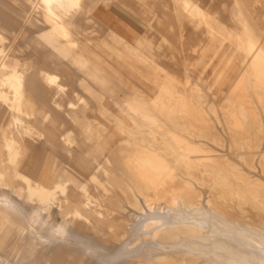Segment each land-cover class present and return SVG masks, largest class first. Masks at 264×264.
Instances as JSON below:
<instances>
[{
  "label": "rangeland",
  "instance_id": "rangeland-1",
  "mask_svg": "<svg viewBox=\"0 0 264 264\" xmlns=\"http://www.w3.org/2000/svg\"><path fill=\"white\" fill-rule=\"evenodd\" d=\"M98 3L113 12L121 28L98 8L93 14L83 0L82 8L73 12L75 25L66 39L35 11L37 0L0 4L5 37L0 39V92L11 91L2 79L13 67L25 77L22 110L0 99V166L7 182L16 164L35 183L52 187L68 180L65 192L56 191L46 207L31 198L21 178L13 180L16 191L9 199L15 207L0 210V264H6L5 258L8 264H139V259L160 252L154 250L155 241L141 239L142 225L151 216L170 221L189 213L158 210L157 204L149 210L143 204L140 211L129 208L121 214L113 204L114 177L127 180L140 174L155 184L166 177L165 170L147 161L149 152L138 146L135 130H146L166 149L183 141L170 123L187 122L195 135L188 151L194 161L229 160L264 185V131L246 132L238 113L243 108L252 123L264 118V61L256 59L264 49V0ZM45 73L58 75L63 88L49 85ZM26 99L31 100L29 107ZM214 138L223 147L211 142ZM237 143L244 147H235ZM209 146L211 150L203 149ZM4 192L0 189V198L6 202ZM259 201L246 200L244 216L264 218ZM121 215L125 231L114 239ZM2 218H17L16 224ZM18 218L39 220H30L29 233L17 227ZM210 235L220 236L218 231ZM189 240L196 243L190 250L197 252L200 238L166 245V250H187L183 245ZM256 245L259 257L264 243L258 238Z\"/></svg>",
  "mask_w": 264,
  "mask_h": 264
},
{
  "label": "bare ground",
  "instance_id": "bare-ground-1",
  "mask_svg": "<svg viewBox=\"0 0 264 264\" xmlns=\"http://www.w3.org/2000/svg\"><path fill=\"white\" fill-rule=\"evenodd\" d=\"M81 2L82 0H37L35 11H40L42 20L51 28V30H53V32L58 34L61 38L66 39L69 36L72 27V23L69 20L72 18L73 12L82 8ZM4 38L5 37L0 34V39ZM71 43H74V41ZM9 66L10 65L5 62L3 63L4 69H8ZM45 79L49 85L63 88L59 83L58 75L45 74ZM2 81L5 85H8L11 88V92L1 91L0 99L10 104L12 103V105L15 103L17 108L22 110V102L25 98L24 75L21 74L16 67H13L11 71L4 75ZM99 100L100 103H102L100 98ZM260 106L262 107V111H264V105ZM163 113L165 114V112ZM238 113L246 126V132L254 134L259 131H264V118L257 123L258 128H255V124L250 121L249 115L246 111H241L239 109ZM179 114L180 113H178V115ZM180 116L181 114L179 117ZM116 117H114V119ZM175 119H177V117ZM120 122L122 121L120 120L119 123ZM186 123H177L176 121L170 123L180 132L181 140L183 141L179 146L174 145L175 141L172 145L171 142L174 140L172 136L171 138L173 140L171 139V145L166 149L164 147V149H162V146L160 147L154 141L156 140L155 138L154 140L150 139L146 130H135L133 134L138 140V146H140L142 150L149 152L148 157L146 156L147 161L152 163L157 169L165 170L166 177L160 179L161 181L159 183L155 184L154 181L152 182L145 177L138 176L140 174H132L133 177L127 180L120 177H114L112 180V182L114 181L113 187L117 190V195L113 198V204L115 210L121 214L129 208L140 211L143 209V204H146L149 210L153 208V205L157 204L158 210L166 209L169 213H176L177 211H180L181 213L182 210H185L186 213H189L187 216L180 215L179 220L172 219L166 221L160 216H151L147 219L142 225V233L140 234V237L141 239L149 238L155 241L156 247H154V250H160V252L147 256L145 259H139L138 263L264 264V249H261V255L259 257L254 253V250L258 249V246L256 245L257 239H261L264 243V218H253L250 215L244 216L245 210L243 208L246 200L260 197L257 206L264 211V185L246 175L237 167V165L228 162L229 160L222 158L221 160L218 158L220 160L218 163L194 161V158H191L188 151L191 146H193L192 142L195 140V135L194 132L188 128ZM139 126L140 128H143L141 125ZM165 129L168 128L166 127ZM210 140L215 145L221 147L224 145L220 143L217 138ZM12 142L13 141L8 144L9 149L13 148ZM67 145H69L68 142ZM203 146L204 144L201 147ZM235 147L243 148L244 145L237 143L235 144ZM210 148L211 147L209 146L203 149L209 150ZM67 150L68 153L72 155L71 150L68 148ZM124 153L122 151L120 154ZM10 157L12 161L15 162L16 155L11 154ZM246 161L249 162L248 160ZM250 165L252 164L250 163ZM261 165L264 169V162H262ZM99 167H101L100 163L97 168L99 169ZM196 170L199 173H196ZM112 176L113 175L111 174V177ZM17 177L25 182L30 191L31 198L36 197V201L43 206L45 205V207L49 206L52 196L56 191L61 190L62 192H65L68 186L66 182V185L58 183L55 187L49 188L35 183L29 176L18 174ZM6 178L5 173L0 170V183L4 187H8V194L14 193L16 191L15 186L10 184L5 185ZM168 181H176V184L174 186H169L167 185ZM204 193H206V195ZM234 200H237V202ZM9 206L13 208L15 207L9 198L6 202L0 200V210L10 212L11 210ZM2 211L1 213L3 214ZM76 212L78 213V216H83L80 210H76ZM123 218H125V216L121 215L120 220ZM5 219L11 220L10 218ZM84 219L93 225L90 218ZM122 221L114 230V239L119 238L125 231V223ZM18 227L26 232L28 231V228L26 227H20L19 225ZM212 231H218L220 236L217 237L210 235ZM230 237L234 239V242L230 240ZM191 238H200L203 242L200 245L201 248L197 252L190 250V248L196 246V243L192 240L184 243L183 246L187 247V250H166V245H169L168 248H171L176 243ZM136 240H138V238H136ZM229 256L234 257L230 258ZM131 257L132 260L135 259L133 255ZM5 262L8 264L9 260L5 258ZM134 263L136 262L134 261Z\"/></svg>",
  "mask_w": 264,
  "mask_h": 264
},
{
  "label": "crops",
  "instance_id": "crops-1",
  "mask_svg": "<svg viewBox=\"0 0 264 264\" xmlns=\"http://www.w3.org/2000/svg\"><path fill=\"white\" fill-rule=\"evenodd\" d=\"M99 1H101V0H92V1H89V0H84V3H86V5H87V7L88 8H90L91 10H92V13L93 14H96V8H98V2ZM82 2H83V0H82ZM82 2H81V7H82ZM0 4H4V0H0ZM97 11L98 12H104V13H106V14H108L109 16H110V18L111 19H114L113 18V16H112V14H113V12H109V11H107V10H105V9H102V8H98L97 9ZM3 15H4V13L2 12V13H0V27H3ZM115 20V22L113 23L114 24V26H116V27H118L117 29L119 30L120 28H121V26H120V23L116 20V19H114ZM71 23H72V27L71 28H73L74 27V25H75V22L73 21V18H71L70 20H69ZM120 26V27H119ZM4 28V27H3ZM71 30V29H70ZM132 33H134L135 35H136V33L135 32H133V31H131ZM0 34H1V32H0ZM2 35V34H1ZM3 37H4V35H2ZM136 36H138V35H136ZM143 37V36H142ZM249 50V49H248ZM247 50V51H248ZM256 59L257 60H261V61H264V49H262L257 55H256ZM45 74H51V73H45ZM45 76V75H44ZM11 92V91H10ZM24 93H25V82H24ZM26 104L25 105H27L28 107L30 106V104H31V100L30 99H26V102H25ZM240 110L241 111H243L244 109L243 108H241L240 107ZM245 111V110H244ZM253 124H255V126H257L258 124L257 123H253ZM189 127V126H188ZM67 154L69 155V156H72V155H70V153H68V150H67ZM17 160V159H16ZM16 160H15V162H16ZM14 162V163H15ZM19 167V164L17 165H15L14 166V169H13V175L10 177V180L7 182V178H6V181H5V185H13V186H15L14 185V181L13 180H15V178H18L17 177V175L18 174H23V175H26L25 173H22L21 171H20V168H18ZM0 170H2L3 171V169H2V167L0 166ZM4 172V171H3ZM5 173V172H4ZM26 176H28V175H26ZM30 178H32L31 176H29ZM33 179V178H32ZM66 182H68V180H64V181H61V180H59V181H56L55 182V184H54V186H52V187H49V188H53V187H55L58 183H60V184H65L66 185ZM37 183V182H36ZM38 184H41V185H44V184H42V183H38ZM44 186H46V185H44ZM46 187H48V186H46ZM0 189H3V190H5V192L3 193V194H5V193H7L8 192V187H4L1 183H0ZM7 190V191H6ZM8 194V193H7ZM0 195H2V194H0ZM8 196L10 197V195L8 194ZM8 197V198H9ZM7 198V199H8ZM6 199V200H7ZM0 200H2L1 198H0ZM83 208H86L85 206H82ZM85 218H89L88 216H86ZM3 220H5V221H7L8 223L10 222V223H12V224H16V220H17V218H10L11 220H7V219H5V218H2ZM16 219V220H15ZM19 220H21V223H18V225L20 226V227H26V228H28V231L27 232H29L30 233V231H31V228H32V226L30 225V220H32V221H34V222H37L39 219L38 218H18ZM91 219V218H90ZM46 222H50V218H45L44 219ZM122 222H124V220L122 221ZM125 223V222H124ZM18 227V226H17ZM116 227V226H115ZM124 229H125V225H124ZM43 238H45V237H43ZM45 239H47V238H45Z\"/></svg>",
  "mask_w": 264,
  "mask_h": 264
}]
</instances>
